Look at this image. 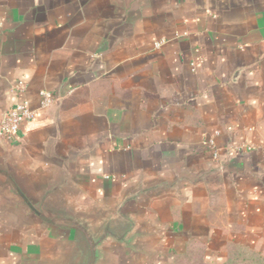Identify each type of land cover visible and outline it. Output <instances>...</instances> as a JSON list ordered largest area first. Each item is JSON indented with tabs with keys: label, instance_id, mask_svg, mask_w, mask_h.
Returning <instances> with one entry per match:
<instances>
[{
	"label": "crops",
	"instance_id": "0c3cea01",
	"mask_svg": "<svg viewBox=\"0 0 264 264\" xmlns=\"http://www.w3.org/2000/svg\"><path fill=\"white\" fill-rule=\"evenodd\" d=\"M24 99L35 118L14 139L0 126V158L31 188L68 164L60 201L99 222L176 184L132 204L156 255L113 248L112 264L192 243L218 263L232 244L264 257V0H0V121ZM25 214L0 199V264H60L63 242Z\"/></svg>",
	"mask_w": 264,
	"mask_h": 264
},
{
	"label": "water",
	"instance_id": "95a60500",
	"mask_svg": "<svg viewBox=\"0 0 264 264\" xmlns=\"http://www.w3.org/2000/svg\"><path fill=\"white\" fill-rule=\"evenodd\" d=\"M70 173L66 164L55 183L33 189L7 158H0V176L4 178L0 187L14 196L0 199L5 204L22 207L26 211L25 220L34 221L63 242L65 254L60 264H112L113 248L123 251L132 260L156 255L145 244L151 233L138 227L132 204L146 193L174 187L175 183L141 186L120 202L114 212L97 222L89 213L76 211L70 204L60 201L61 192L69 188ZM27 264L48 263L33 260Z\"/></svg>",
	"mask_w": 264,
	"mask_h": 264
},
{
	"label": "built area",
	"instance_id": "2783aa9c",
	"mask_svg": "<svg viewBox=\"0 0 264 264\" xmlns=\"http://www.w3.org/2000/svg\"><path fill=\"white\" fill-rule=\"evenodd\" d=\"M163 42L164 41L157 42L156 46L159 47ZM191 65L192 69L195 70L196 63L192 62ZM26 88V83L20 81L18 84H16L13 90L15 92H23L26 90ZM40 95L42 98V107H49L57 100V98H55L54 95L47 90H42L40 92ZM35 115V112L30 108L29 101L26 99L8 106L0 121L2 134L7 139L16 138L20 132L21 125L26 121L33 120L35 118ZM209 142L211 145H214L213 139H210ZM248 148L251 147L249 146ZM214 156L218 158V150H215Z\"/></svg>",
	"mask_w": 264,
	"mask_h": 264
},
{
	"label": "trees",
	"instance_id": "16d2710c",
	"mask_svg": "<svg viewBox=\"0 0 264 264\" xmlns=\"http://www.w3.org/2000/svg\"><path fill=\"white\" fill-rule=\"evenodd\" d=\"M194 255L203 257L204 250L200 245L192 243L186 253L175 256L174 258H189ZM226 262V264H264V257L253 250L232 244L229 246V256Z\"/></svg>",
	"mask_w": 264,
	"mask_h": 264
},
{
	"label": "rangeland",
	"instance_id": "374dc122",
	"mask_svg": "<svg viewBox=\"0 0 264 264\" xmlns=\"http://www.w3.org/2000/svg\"><path fill=\"white\" fill-rule=\"evenodd\" d=\"M227 262H216L215 260H210V259H207L205 256H199V255H194L192 257H189V258H178V259H175V258H172V259H167V260H164L162 262H160L159 264H226Z\"/></svg>",
	"mask_w": 264,
	"mask_h": 264
}]
</instances>
